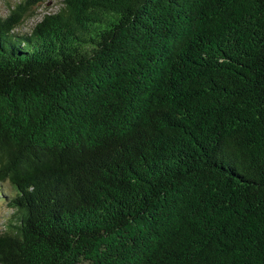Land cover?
<instances>
[{"label": "trees", "instance_id": "16d2710c", "mask_svg": "<svg viewBox=\"0 0 264 264\" xmlns=\"http://www.w3.org/2000/svg\"><path fill=\"white\" fill-rule=\"evenodd\" d=\"M43 1L0 16V264H264V0Z\"/></svg>", "mask_w": 264, "mask_h": 264}, {"label": "rangeland", "instance_id": "374dc122", "mask_svg": "<svg viewBox=\"0 0 264 264\" xmlns=\"http://www.w3.org/2000/svg\"><path fill=\"white\" fill-rule=\"evenodd\" d=\"M20 1L22 0H0V16H6L12 7H14ZM58 5L59 0H45L38 3V5L33 8L34 13L31 16L26 17L18 29L20 31H30L33 25L38 22L44 14L54 12ZM9 213L10 210L0 202V225L3 223L5 217Z\"/></svg>", "mask_w": 264, "mask_h": 264}]
</instances>
